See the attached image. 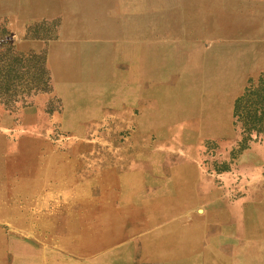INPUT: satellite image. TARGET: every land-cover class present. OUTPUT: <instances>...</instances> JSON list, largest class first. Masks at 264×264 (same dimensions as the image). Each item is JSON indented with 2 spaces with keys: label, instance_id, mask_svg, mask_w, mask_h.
Listing matches in <instances>:
<instances>
[{
  "label": "rangeland",
  "instance_id": "374dc122",
  "mask_svg": "<svg viewBox=\"0 0 264 264\" xmlns=\"http://www.w3.org/2000/svg\"><path fill=\"white\" fill-rule=\"evenodd\" d=\"M263 94L264 0H0V264H264Z\"/></svg>",
  "mask_w": 264,
  "mask_h": 264
},
{
  "label": "trees",
  "instance_id": "16d2710c",
  "mask_svg": "<svg viewBox=\"0 0 264 264\" xmlns=\"http://www.w3.org/2000/svg\"><path fill=\"white\" fill-rule=\"evenodd\" d=\"M236 116L239 117L238 106L236 107ZM253 121L248 126H244V131L256 133V140L264 141V94L259 97V100L254 103L252 111ZM255 140V139H254Z\"/></svg>",
  "mask_w": 264,
  "mask_h": 264
},
{
  "label": "crops",
  "instance_id": "0c3cea01",
  "mask_svg": "<svg viewBox=\"0 0 264 264\" xmlns=\"http://www.w3.org/2000/svg\"><path fill=\"white\" fill-rule=\"evenodd\" d=\"M162 90H163V91H166V93L168 94V91H169L168 88H163ZM162 100H165V99H162ZM165 101H166V103L174 102V100L170 98L169 94H168V98H166ZM185 101L187 102V101H189V100H185ZM104 110H105V109H104V106H101V107H98V109H96L95 112H97V113H99V112L103 113V112H105ZM93 116H96V115H92V117H93ZM103 116H104V115H102V114H101V115H99V114L97 115V117H103ZM151 117H154V116L152 115ZM191 264H192V263H191ZM216 264H217V263H216Z\"/></svg>",
  "mask_w": 264,
  "mask_h": 264
}]
</instances>
